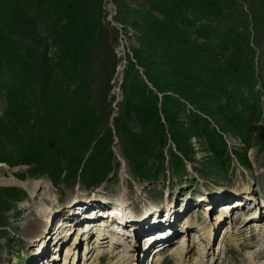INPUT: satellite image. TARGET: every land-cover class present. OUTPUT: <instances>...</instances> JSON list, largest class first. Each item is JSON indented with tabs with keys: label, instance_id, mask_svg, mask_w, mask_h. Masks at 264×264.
I'll return each mask as SVG.
<instances>
[{
	"label": "rangeland",
	"instance_id": "obj_1",
	"mask_svg": "<svg viewBox=\"0 0 264 264\" xmlns=\"http://www.w3.org/2000/svg\"><path fill=\"white\" fill-rule=\"evenodd\" d=\"M93 1L99 25L93 30L92 43H88V58L81 57L86 64L88 88L79 100L74 85L61 76L57 64L61 56L51 38L45 64L31 59L25 51L37 43L38 37H49L50 21L45 16L38 23L33 21L37 10L29 0H0V19L19 25L6 35L25 52L16 72L9 73L0 63V181L16 178L30 183L31 189L34 183L43 182L33 197L22 186L0 183V264L63 263L66 249L83 228L85 232L77 239L80 255L89 235L83 238L85 227L92 228L94 237L100 224L109 228V219L103 213L106 210L113 224L109 230L116 231L121 243L127 242L134 256L142 257L145 264V244L156 234L173 236L170 244L178 242L181 232L188 228L187 242L207 244L203 235L206 225L222 231L209 246V260L215 256L216 264H264V238L248 249L244 244L254 241L235 244L231 237L245 228L239 218L244 212L253 211L256 218L258 215V219L246 222L264 229V0H218L209 6L206 0H191L198 10L211 13L213 18L197 21L192 24L193 30L187 29L189 22L183 23V29L189 31L183 41L188 55L193 56L195 37L194 43L209 39V44L213 37L224 38L223 42L233 49L240 46L246 50L249 43L252 50L242 64L247 67L249 61L254 62L258 80L233 92H222L218 84L230 79L224 74L221 80L216 77L215 86L210 84L208 88L211 93L205 94L199 82L203 81L204 70L210 72L206 79L212 82V66L201 69L196 62V69L190 70L198 81H191L194 95L182 96L176 86L167 87L166 92L175 96L176 102L162 101L163 93L148 81L146 62L150 58L161 61L162 67L167 63L147 50L135 54L131 49V45H140V31L131 25L125 27L118 19L119 0ZM150 1L149 11L156 17L162 16L163 4L171 3ZM128 4L138 7L132 0ZM233 4L239 9L231 11ZM221 5L224 8L216 18ZM145 7L150 8L148 4ZM22 8L33 18L28 23L17 18ZM199 22L211 25V30L206 27L201 32ZM231 28L235 35L228 32ZM220 32H224L223 38ZM37 51L44 53L41 47ZM152 72L156 70L152 68ZM134 78L143 80L158 94L155 111L143 101L147 95L141 84L133 83V95L128 100L124 96L123 90ZM178 98L183 106L178 105ZM162 102L165 110L161 109ZM143 104L148 106L146 113ZM124 185L131 189L135 209L140 203L135 210L137 217L144 206L156 209L157 217L162 213L173 219L179 216L178 226H151L148 216L140 222L135 221L137 217L125 220L126 213L131 215L125 209L124 222H132L126 230L120 225L122 215L114 214L117 202L112 199L117 188ZM232 205L237 210L229 208ZM226 212L223 223L216 221ZM227 222L233 223V230L228 226L224 229ZM58 230L60 234H56ZM116 244L115 248L120 247ZM162 253L158 250L152 255L164 258L162 264H178L176 257L170 259ZM188 262L196 264L192 259ZM100 264H109V259Z\"/></svg>",
	"mask_w": 264,
	"mask_h": 264
},
{
	"label": "trees",
	"instance_id": "obj_2",
	"mask_svg": "<svg viewBox=\"0 0 264 264\" xmlns=\"http://www.w3.org/2000/svg\"><path fill=\"white\" fill-rule=\"evenodd\" d=\"M29 1H31V4L33 5L32 7L37 10L36 18L33 21L37 22L45 16L50 21V24L48 25L49 37H38L39 40L37 43L25 50L26 53L30 55L31 59H36V62L45 64V61L48 58L47 42L48 38H51L54 50H56L58 55L60 54L61 56V60L57 63L59 64L61 76L65 77L66 82H68L70 86L74 85V93L76 94V97L79 100H82L83 95L86 94L85 90L88 88V80L86 78V64L83 63L84 59H81V57L88 58L90 52L88 43H92L94 35L93 30L99 25V20H97L96 17L97 11L94 1ZM132 1L137 4L138 7L128 4L129 0H119L117 7L118 19H121V22L124 23L125 27L131 25L136 31H140L138 37L143 43L140 42L139 46H130L135 54H138V52L143 53V50H147L154 53L155 56L161 57L163 61H166L167 64L165 66L163 65V67L161 66V61H158V63L154 62L152 61L153 58H150L148 60L149 62H146V64H148V67H146L148 81H150L157 90H160V92L163 93L160 97L162 98V101L163 99H165L166 102L170 100H172V102L177 101L174 99L175 96L166 92V90H168L167 87L171 86H176V89L179 90L178 92L179 94H182V96L194 95V93L190 92L192 89L191 81H198L195 74H191L190 70L196 69V62L201 64V69L206 67L207 64L212 66V82L208 83L206 76L207 73L210 74V72L208 71L206 73V70H204L203 73V81L199 82L202 83L201 87L206 89L205 94L211 93L209 91V86L210 84L215 86L216 77L218 76V79H220V77L223 78L224 74L230 75V79L226 82L223 79V81L220 79L221 82L218 85L221 87L222 92H233L235 89H239L238 86H247L249 82L256 84L258 76L253 72L254 62L249 61L248 65L245 64L247 67L242 64L248 58L247 54L251 52L252 45L248 43L246 50L240 46L235 47V49L229 48L227 44L223 42V36L225 35L224 32L219 33L223 38L222 40L213 37V42H210V44L207 42L209 39L203 41L206 44L203 42V44L194 43L196 41L195 37L192 40V44L194 45L192 47L194 52L192 53L193 56H190V54L188 55L183 41L186 38L188 39L189 31H185V28L183 29V23L189 22L190 24L187 29L192 27L191 30H193L192 24L205 18H213L211 13L205 14L203 11L201 12L194 6V3L191 0H171L170 4H163L159 0H152L156 3L165 5V10L160 12L162 16L156 17L151 11H149L152 9V3L150 0ZM206 1L209 6V3L218 0ZM147 4L150 6L149 9L145 7ZM222 8H224V6L221 5L220 10L216 12V18L220 15ZM233 9H235L234 4L231 7V11H233ZM154 10H156V8H154ZM19 12L17 18L20 19L21 22L28 23L30 19H33L27 10L24 11V8L20 9ZM178 22L181 27L177 24ZM3 26L5 28H3ZM210 26L211 25L205 22L198 23V28L201 32L206 30V27L208 30H211ZM17 27H19V25L8 22L4 18H2V20L0 19V63L6 66V70H8L9 73L10 71L16 72L18 70L16 64L22 61L25 55V52L20 51L11 38L6 35V32L9 29ZM212 31L217 32L216 29H212ZM228 32L231 36L236 33L233 28ZM97 34L99 37V33ZM210 45H214L215 49ZM40 47L44 50V53H38L37 50ZM196 51L199 53L197 54ZM20 58L22 59L20 60ZM137 60L141 61L140 59ZM157 64L163 69L160 70ZM152 68L156 70L155 74L152 72ZM201 69L200 73L202 74ZM133 80L134 82L123 90L126 99L128 100L129 97L133 95V91L131 90L133 88V83H136L137 85L141 84V89L145 90L144 93L146 92L145 95H147L145 96L146 99H143V101L145 103L148 101L149 107H151L150 111H155V107L159 101L158 94L148 87L143 80H140L139 78H134ZM225 84H227V87L224 86ZM235 86L237 88H234ZM136 90L139 92V86ZM134 96L136 95L134 94ZM178 100V105L182 104L180 98H178ZM150 101H152V104ZM165 105L166 104L162 102L161 109L165 110ZM183 105L184 104H182V106ZM143 107H145L143 112L146 113L148 106L143 104ZM165 113L167 112L165 111ZM170 131L174 134L173 130ZM179 146L180 145H178V148Z\"/></svg>",
	"mask_w": 264,
	"mask_h": 264
},
{
	"label": "bare ground",
	"instance_id": "obj_3",
	"mask_svg": "<svg viewBox=\"0 0 264 264\" xmlns=\"http://www.w3.org/2000/svg\"><path fill=\"white\" fill-rule=\"evenodd\" d=\"M0 183L2 185L10 183V184H13V185L15 184V185H17L19 187L22 186L25 189H28L30 191V193H31V197H33L35 189L39 185H41L43 182L38 181L37 183H34V187H33L34 189H31V187L29 186L30 183H27L26 181L25 182H20L16 178H14V179L12 178V179H8V180H1ZM27 186H29L30 188L27 187ZM130 190L125 185H124L123 188L118 187L117 190H116V194L112 198L113 202L114 201L117 202V209H115V213L114 214L122 215V218L120 216H118V219L121 218L119 220V221H121L120 225L124 226L126 228V230L128 229V226L131 225L132 222H130V220L124 222L123 215L126 213L125 209H126L127 212L131 213V215L126 213L125 220L131 218V219H133L132 221H134V219H135L134 217H137V214H136L137 212H135V210H138V208L140 207V203H139L138 204L139 206H137V209H135L136 203L133 200H131V198H130V196H131L129 194ZM262 197L264 199L263 195H262ZM106 200H108V199H106ZM249 201H252V200H249ZM228 205L230 206L231 204H228ZM126 206H128V208H126ZM141 207H142L141 211H140L141 213H139L140 216L137 217L135 221L140 222L141 220L146 219L147 216H148V218L151 219V221H150V223H151L150 225L151 226L158 225V224L166 225V226H168L167 229H170L171 227L173 228V227H177L178 226V222L180 220H177V219H180V218H178L179 216L175 217L173 219L172 217L169 218L164 213H162V214L158 215V217H157L155 215V213H157L156 209L151 210V209L145 208L144 206H141ZM42 208H44V210H45V207H42ZM229 208L235 209L236 207L232 205V207H229ZM168 210H169V208H168ZM235 210H237V209H235ZM107 212H109V211H107V210L103 211L104 215L110 220V218H109L110 215ZM249 214H251V216H249ZM227 215H228L227 212L226 213H222L218 217V219L216 218L217 219L216 221H219V222L223 223V220L226 219ZM151 216H152V218H151ZM231 218L232 219H230V220H233L234 217L232 216ZM239 218H242L241 223L244 222L242 224V226L244 225L243 227H245V228L243 230H241V232H239L238 235H235V237H234V235L231 236L232 240H233V242L235 244H239V243L242 244V242H244V241H251L252 240V242L254 241L252 244L251 243L244 244V245H246L244 247L250 249V248L255 246V243H256L257 239L259 240V239L264 238V229H262L260 227L258 228L257 223L256 224H253V223L250 224V221L246 222V221H248L249 218L250 219L252 218L253 220L256 218V217L253 216V211H250L249 213H246V214L242 215ZM256 219H258V215H257ZM173 222L176 223L175 226L172 225V224H175ZM246 223H248L250 225L247 226L248 224H246ZM232 225H233L232 222H227V225H224V229L226 230L227 226L229 227V229H232ZM59 226L62 227V226H64V224H62V225L59 224ZM239 226H241V225H239ZM97 228H98L97 232L95 233V231H94V233H95V237H94V235H92V228H90V226H89V228L85 227L86 233L84 234L83 238H85V235L86 236L88 234L89 235L86 237L85 242L83 243L82 250H81L80 255H79V253L77 254V252H78L77 250L80 247L81 243H78L77 239H78V237H80L81 233L85 232L84 229L82 228V230H80L78 232L77 237L74 239L75 241H73L72 244L69 245L68 248L66 249L65 255L63 257L64 262L63 263L60 262L58 264H99V262H97V261H95L97 263H95V262L91 263V258L95 254V250H96L95 247L98 246L97 240L100 239V238L102 239L103 244H108V246H105L103 248V251L100 252V253H102V254L111 253L110 255H113V257H114L113 259H109V264H136V262L138 260L139 261H138L137 264H145L142 261V257H141V260H140L139 258H136V256H134V253L128 247L129 244L127 242H124V240H123V242L121 243L122 239L118 237V235L116 234V231L114 232L112 230L111 231L109 230V228H111V227L107 228V226H105L104 223H102ZM219 230H220V228H217V229L214 228L213 229V226H210V225H206L205 227H203V231H204L203 235H204V238L207 239V244H204L205 241L203 243H201V241H198L197 238H196V240L198 241V243L195 242V241H193L192 243H190L189 241L187 242L188 239H186V235H188L187 232L189 231V229L186 228L185 230H183L181 232L182 234H181V237L179 238V241L178 242L176 241L177 243L174 242L176 244L172 243L170 245V248H171V251H177L178 250L179 252H181L182 250L186 249L188 251V253L190 252V254L188 255V257H187V255L183 257V256L180 255V253L177 252L175 254V257H176L175 260H177L176 263H178V264H182V263L188 264L189 263L188 261H190V259H192V261L195 262L196 264H216L217 261H216L215 256L214 257L212 256V258H210V260L208 259L207 256L209 254V251L212 250L211 247H209V246L210 245L213 246L215 244L217 238L221 236L220 234H221L222 231H219ZM151 232H153V231L151 230ZM167 232H169V231H167ZM58 233L60 234L59 230H58V232H56V234H58ZM223 233H224V235L227 233L226 235L230 237V234L228 233V231L227 232L224 231ZM212 235H213V237H212ZM195 236H196V234H194V237ZM172 237L173 236L169 235V237L166 238L165 234L164 235L156 234L155 237H153L151 239V242H149V244H145V251L147 252V253H145V255H148L147 258H146V261H147L148 264H153V263L154 264H160V260H162L163 258L157 259V257H159L160 255L158 254L157 256L156 255L153 256L152 254H154V252H156L158 250L163 252L162 249H164L165 247H167V245H169L168 243L170 242V238H172ZM114 243H117L116 245H120V247L115 248ZM187 245L188 246L192 245V246L190 248H188ZM193 246L195 247V250H197V252L199 254V257H197V255L195 253H193V251H194L193 248H192ZM208 247L210 248V250H209ZM106 249H107V252H106ZM191 251H192V253H191ZM257 253H258V251H257ZM163 254L165 255L164 252L162 253V255ZM77 255H78L79 259L77 258ZM205 256H206V261H204L205 260ZM88 259H90V262H88Z\"/></svg>",
	"mask_w": 264,
	"mask_h": 264
}]
</instances>
